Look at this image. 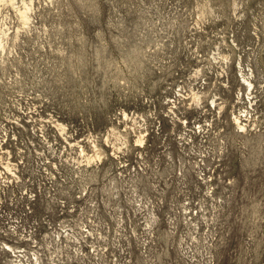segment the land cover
I'll use <instances>...</instances> for the list:
<instances>
[{
    "label": "rangeland",
    "instance_id": "1",
    "mask_svg": "<svg viewBox=\"0 0 264 264\" xmlns=\"http://www.w3.org/2000/svg\"><path fill=\"white\" fill-rule=\"evenodd\" d=\"M0 38V264H264V0H15Z\"/></svg>",
    "mask_w": 264,
    "mask_h": 264
},
{
    "label": "bare ground",
    "instance_id": "2",
    "mask_svg": "<svg viewBox=\"0 0 264 264\" xmlns=\"http://www.w3.org/2000/svg\"><path fill=\"white\" fill-rule=\"evenodd\" d=\"M14 1H15V0H0V10H1V3H3V2L14 3ZM28 9H29V7L26 6L24 9L20 10L21 16H22V18L24 19V21H27V20L29 19L28 14H27ZM2 45H3V43H2V39L0 38V47H1ZM242 72H243V71H242ZM245 75H246V74H245ZM245 75H243V79L248 83V85L252 86V85H253L252 81H251L249 78H246ZM239 114H240V113H239ZM235 121H236L237 125H238L240 128L243 129V128L245 127V125L242 124L241 115H240V116H239V115H235ZM63 128H64V127H63ZM237 128H238V127H237ZM244 131H245V130H244ZM138 140L140 141V140H143V139L139 138ZM138 140H137V141H138ZM137 143H138V142H137ZM115 146H116V145H115ZM97 156H100V154L97 153V154H96V157H97Z\"/></svg>",
    "mask_w": 264,
    "mask_h": 264
}]
</instances>
